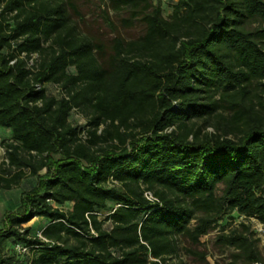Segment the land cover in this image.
Instances as JSON below:
<instances>
[{"label":"trees","instance_id":"obj_1","mask_svg":"<svg viewBox=\"0 0 264 264\" xmlns=\"http://www.w3.org/2000/svg\"><path fill=\"white\" fill-rule=\"evenodd\" d=\"M96 3L0 0V191L36 177L0 264H171L180 237L210 264L197 245L224 215L264 225V0ZM249 230L217 234L228 264H264Z\"/></svg>","mask_w":264,"mask_h":264},{"label":"rangeland","instance_id":"obj_2","mask_svg":"<svg viewBox=\"0 0 264 264\" xmlns=\"http://www.w3.org/2000/svg\"><path fill=\"white\" fill-rule=\"evenodd\" d=\"M95 2V7L98 5L97 2L99 0H93ZM154 2H159L162 6L163 13L165 16H167L172 9V4L176 0H153ZM139 27H137V34L139 33ZM136 33V31H134ZM47 91L49 93H60V88L55 85H50L47 87ZM70 119L73 121V124L84 126L86 124L87 117L85 115V112L81 110H73L72 115L70 116ZM6 129V128H5ZM212 127L209 126L208 130L212 131ZM82 139L85 138V133L82 132ZM4 139L3 135H0V142ZM2 150L0 149V157L2 156ZM45 170L43 169L41 173H43ZM24 179V178H23ZM22 182V181H21ZM17 190V189H16ZM2 193V192H1ZM3 207L0 204V212H2ZM105 217V213H101L99 215V219H103ZM33 219H31L29 222L25 223L24 226H29L31 223H33ZM240 222H245L250 225V230L248 232L249 237L253 241H255L256 246L261 251L263 257H264V225L261 224L259 221H257L255 218H248L245 217L237 212H233L231 214L224 215L222 219H220L217 222V225L213 230L208 232L206 235L202 236L200 238V243L197 245V249L199 251L205 252L206 259L210 264H228L232 260V248L221 246L217 243V234L221 231V229L224 227V231H228L233 227H236ZM260 223V225H259ZM106 225V224H105ZM179 248L176 253V255H172L169 259V262L171 264H198L196 258L194 255H192L191 252H189V248L191 247L188 239L185 238H178ZM18 253L17 250L14 248L7 251V254L10 255L12 253ZM19 254L20 262L26 263L30 258V253L25 254Z\"/></svg>","mask_w":264,"mask_h":264},{"label":"crops","instance_id":"obj_3","mask_svg":"<svg viewBox=\"0 0 264 264\" xmlns=\"http://www.w3.org/2000/svg\"><path fill=\"white\" fill-rule=\"evenodd\" d=\"M0 135H3L4 138H8L10 136L9 129L0 127ZM41 172L42 170L40 171V173ZM35 179V176L25 177L20 183V186H15L10 189H2L0 191V204L3 207L2 212H0V219L2 218L3 213L6 210L14 209L18 205L22 189L24 187H30L32 184H34ZM33 220L34 221L30 224V226L39 228V230H37L36 232L40 233V229L47 223V220L43 217H34Z\"/></svg>","mask_w":264,"mask_h":264},{"label":"built area","instance_id":"obj_4","mask_svg":"<svg viewBox=\"0 0 264 264\" xmlns=\"http://www.w3.org/2000/svg\"><path fill=\"white\" fill-rule=\"evenodd\" d=\"M34 57H35V55H34ZM0 149L2 150V153H4V149L1 148V147H0ZM145 195L149 199H153L154 198L153 195L151 194V192H149V191L145 192ZM259 225H260V223H259ZM38 234L40 235V233H38ZM15 249L17 250L18 253H21V254H25V253H28L29 252V248L27 246L22 245V244H17L15 246Z\"/></svg>","mask_w":264,"mask_h":264}]
</instances>
